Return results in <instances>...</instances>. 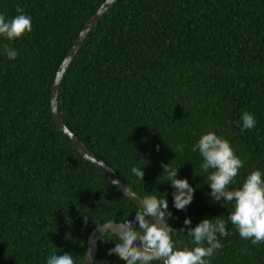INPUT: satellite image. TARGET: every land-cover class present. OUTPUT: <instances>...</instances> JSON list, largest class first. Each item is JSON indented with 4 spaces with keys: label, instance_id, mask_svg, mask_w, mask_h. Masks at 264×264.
Instances as JSON below:
<instances>
[{
    "label": "trees",
    "instance_id": "trees-1",
    "mask_svg": "<svg viewBox=\"0 0 264 264\" xmlns=\"http://www.w3.org/2000/svg\"><path fill=\"white\" fill-rule=\"evenodd\" d=\"M104 1L0 0L6 20L20 5L33 26L11 42L0 37V264H47L53 253L82 264L91 230L141 210L80 156L50 111L56 71ZM5 44L19 52L15 60ZM57 108L141 199L167 200L177 247H194L185 217L191 227L223 219L230 234H217L211 264H264V242L240 237L228 220L232 205L213 200L192 150L213 131L244 162L230 190L252 170L264 178V0H115L65 71ZM245 111L256 125L242 131ZM168 163L194 189L183 211L173 205ZM117 242L103 233L93 264H125L109 255Z\"/></svg>",
    "mask_w": 264,
    "mask_h": 264
},
{
    "label": "clouds",
    "instance_id": "clouds-1",
    "mask_svg": "<svg viewBox=\"0 0 264 264\" xmlns=\"http://www.w3.org/2000/svg\"><path fill=\"white\" fill-rule=\"evenodd\" d=\"M16 12L19 14L10 20L0 14V37L9 42L24 37L33 30L32 18L25 14L24 8L17 5ZM4 50L9 60H15L19 56V52L8 44L4 45ZM242 122V131L253 129L256 125L255 117L247 111L242 114ZM178 150L182 151V146ZM192 150L198 151L203 158L200 167L203 172L209 173L207 184L211 188L213 200L232 205L233 210L228 220L240 237L253 244L264 242L262 172L252 170L239 188L230 190V185L239 175L244 162L229 141L208 131L199 137ZM131 172L142 180V168L133 166ZM163 172H167V181L175 189L172 193L174 207L179 211L185 210L193 200V187L187 179L177 178L178 167L172 168L168 163L163 165ZM140 202L141 210L135 213L134 219H125L114 229L119 242L109 250V255H117L125 264H152L153 261H159V264H211L214 253L222 247L217 234H230L223 219L213 221L205 218L191 227L190 218L185 217L184 225L187 226V235L192 238L194 247H177L171 236L173 228L168 223L172 213L167 200L149 195ZM47 264H75V261L69 253H53L48 256Z\"/></svg>",
    "mask_w": 264,
    "mask_h": 264
},
{
    "label": "water",
    "instance_id": "water-1",
    "mask_svg": "<svg viewBox=\"0 0 264 264\" xmlns=\"http://www.w3.org/2000/svg\"><path fill=\"white\" fill-rule=\"evenodd\" d=\"M115 0H105L99 8L94 12V14L86 21L83 28L79 32L76 40L74 41L71 48L68 50L63 61L59 65L54 81L51 87L50 93V111L54 117L56 127L62 131L66 137L69 138L71 144L75 150L80 154V156L86 161L93 163L102 174L113 184L121 193L127 196L136 206H141L140 200H142L134 191H132L124 182H122L119 177L116 175L114 170L108 166L103 160H101L96 154H94L83 142L76 136L72 131H70L65 125L63 119L60 116V113L57 108V92L60 86V83L63 79L65 71L67 70L70 62L80 49L83 40L85 39L88 31L96 24V22L101 18V16L109 9V7L114 3ZM140 208V207H139ZM120 222H115L110 220L102 225L96 226L87 237V248L85 258L82 264H93L96 252H97V243L100 236L106 231H111L116 234L115 226Z\"/></svg>",
    "mask_w": 264,
    "mask_h": 264
}]
</instances>
